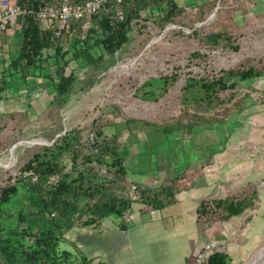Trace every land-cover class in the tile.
<instances>
[{
  "label": "rangeland",
  "instance_id": "obj_1",
  "mask_svg": "<svg viewBox=\"0 0 264 264\" xmlns=\"http://www.w3.org/2000/svg\"><path fill=\"white\" fill-rule=\"evenodd\" d=\"M177 1L192 16L205 2ZM200 23L195 25V29L202 27H198ZM171 25L175 27L164 36L165 30L159 33L154 26L142 34L132 33L130 42L112 56L104 54L101 49L95 50V57L103 55V61L90 73L88 68L83 69L77 62H70L67 71H77L79 81L61 100L52 84L42 79L45 70L22 66L9 68L8 65L19 57L21 32L16 25L6 32L0 31V81L4 77L6 81L17 77L21 84L13 83L14 93L22 94L27 101L39 106V111L32 112L28 103L24 102L22 109L27 112L30 109L28 114L2 115L0 108V159L5 160L0 163V191L16 183L20 170L42 147L52 146L66 131L90 127L96 120L107 136L127 135L120 152L128 167L139 160V165L157 170L161 161L167 160L169 165L189 162L192 165L188 169H201L205 165L201 159H210L226 148L233 168L231 174H236L231 175L232 182L236 180L240 185L247 187L250 184L253 188L237 189L238 184L232 183L225 185L229 189L225 194L229 197H253L257 188V193H262L260 196L264 197V184L261 187V180L264 181V77L246 82L228 80V83H238L237 87L216 94L212 103L199 86L203 80L217 79L222 71L240 65H255L264 59V0H236L231 8H227L218 28L231 30L235 43L240 46L238 52L210 50L198 38L191 37L192 30L189 28ZM90 26L89 23L84 24L81 34L76 29L74 40L80 39ZM180 29L187 36L171 32ZM64 42L68 48L73 43ZM195 52H200L202 56L193 58L191 55ZM50 70L54 71L55 67L51 66ZM172 75L179 77L167 94H164L161 83L152 89L142 87L152 79L162 81L163 77ZM188 83H197V86L185 91ZM154 97L159 100L153 102L151 99ZM44 103L49 106L45 107ZM114 103H119L120 110L112 107ZM69 113L72 118L68 123ZM33 140L45 141L47 145H34ZM134 144L142 154L133 156L130 145ZM166 154L171 161L165 157ZM259 160L263 161L262 164ZM65 162L70 168L69 159ZM6 208L13 222L19 214L27 215L34 210L29 206L22 187ZM259 211L258 218H254L260 223L248 233L261 231L260 239L264 243V208ZM4 218L1 217V221ZM252 218L248 217L246 222ZM253 243L251 239L248 245L253 248ZM64 247L61 242L59 250H64ZM263 259L264 245L246 264H260Z\"/></svg>",
  "mask_w": 264,
  "mask_h": 264
},
{
  "label": "trees",
  "instance_id": "obj_2",
  "mask_svg": "<svg viewBox=\"0 0 264 264\" xmlns=\"http://www.w3.org/2000/svg\"><path fill=\"white\" fill-rule=\"evenodd\" d=\"M7 1L27 11L15 24L22 37L20 54L9 68L22 66L45 70L42 79L52 84L60 100L69 95L79 81L77 71H67L70 62H77L83 69L88 68L87 72L90 73L103 61V55L95 57V50L101 49L104 54L112 56L130 42L132 33L142 34L151 26L162 33L169 25L178 24L192 30L191 37L198 38L210 50H240L231 30L218 28L227 8H231L236 0H205L194 16L177 0H123L118 5L124 14L122 20L101 13L89 20L74 23L80 34L83 33L84 24L89 23L91 26L80 39L71 43L68 50H65V40L57 38L54 29L44 30L36 19L39 10L56 6L58 0ZM81 1L85 0H74L75 3ZM218 5L216 20L208 26L195 29V25L206 21ZM171 32L181 37L187 36L181 29ZM191 56L199 58L202 54L195 52ZM51 66L55 67L52 72ZM178 77L165 76L162 81L152 79L142 87L149 86L152 89L161 83L164 94H167ZM263 77L264 59H260L255 65H240L222 71L217 79L203 80L199 86L209 103H212L216 94L237 87L238 83H228V80L246 82ZM197 83H188L184 90L197 86ZM151 100L157 102L159 98ZM113 108L120 110L115 105ZM91 134L94 135L92 140ZM118 140V135L107 136L96 120L90 127L66 131L52 146L42 147L23 166L14 185L0 191V221L5 216V220L0 222V259L5 264H77L73 254L60 251L59 245L65 232L78 224L82 215L92 216L83 225H94L110 216H125L135 202L144 204L147 210L162 209L173 204L180 186L193 180L199 172L197 169H188L190 175L172 179L160 190L137 187L135 194L131 195L128 192V169ZM67 159L70 168L65 162ZM103 170H107L109 175H102ZM19 187L23 188L29 206L34 210L27 215L19 214L16 222H13L6 207L19 194ZM253 201L254 197L243 195L203 201L198 207V219L202 222L229 220L245 213L253 206ZM23 224L26 226L22 227ZM228 262V255L217 251L206 264ZM82 263L92 264L86 260Z\"/></svg>",
  "mask_w": 264,
  "mask_h": 264
},
{
  "label": "crops",
  "instance_id": "obj_3",
  "mask_svg": "<svg viewBox=\"0 0 264 264\" xmlns=\"http://www.w3.org/2000/svg\"><path fill=\"white\" fill-rule=\"evenodd\" d=\"M14 82L21 84L17 77L10 81H6L4 77L0 81L2 115L22 112L28 114L30 109L32 112L39 111L37 104L27 101L22 94L14 93ZM24 102L30 107L28 112L22 109ZM43 105L49 106L45 103ZM114 105L118 106L119 103ZM68 117L69 123L72 118L70 113ZM114 135L116 134L111 136ZM126 137L127 135H119L120 148ZM193 145L192 142L191 149ZM130 150L133 156L142 154L135 144L132 147L130 145ZM165 157L171 161L167 154ZM200 161H204L205 165L201 169H195L199 172L193 180L180 186L173 204L159 210H147L144 204L135 202L127 212L128 218L110 216L94 225L76 224L65 232L61 241L65 245L62 251L73 254L77 264H83L84 260L92 264H195L196 255L209 243H216L219 251L228 255V264H246L264 245L263 239H260L261 231L255 232V235L248 233V230L255 229V224L260 223L254 217L264 208V197L260 196L262 193L258 194L255 188L252 195L253 206L242 215L224 221H200L197 213L203 201L229 197V194H225L229 192L225 185L233 183L238 184L237 189L253 188L250 184L246 187L236 180L232 182L231 175L236 174H231L233 168L228 160L226 148L219 150L210 159L203 158ZM133 162L134 167H128L124 162L128 169L127 181L129 186L135 185L144 190H160L168 185L170 180L190 175L189 162H184L186 166L180 163L169 165L167 160H162L157 170L139 165V160ZM259 162L262 164L263 161ZM263 184L264 181L261 180V187ZM248 217L253 218L246 222ZM251 239L254 240L253 248L248 245Z\"/></svg>",
  "mask_w": 264,
  "mask_h": 264
},
{
  "label": "built area",
  "instance_id": "obj_4",
  "mask_svg": "<svg viewBox=\"0 0 264 264\" xmlns=\"http://www.w3.org/2000/svg\"><path fill=\"white\" fill-rule=\"evenodd\" d=\"M58 1L59 3L56 6H48L39 10L36 13V19L44 30L54 29L56 37L65 41H74V36L77 33L76 28L73 26L74 23L89 20L101 13L118 20H122L124 17L123 11L118 8L123 0H85L79 3H75L74 0ZM26 13L27 11L20 6L13 5L7 0H0V31H7ZM65 50H68V47ZM90 138L92 140L94 135L91 134ZM102 175L108 176L109 174L107 170H103ZM136 190L137 186L135 185L128 187V192L131 195H134ZM89 218H92V216L82 215L78 224L83 225ZM125 218H128L127 213ZM217 251H219L218 245L209 243L196 255L195 264H206Z\"/></svg>",
  "mask_w": 264,
  "mask_h": 264
},
{
  "label": "water",
  "instance_id": "obj_5",
  "mask_svg": "<svg viewBox=\"0 0 264 264\" xmlns=\"http://www.w3.org/2000/svg\"><path fill=\"white\" fill-rule=\"evenodd\" d=\"M218 10H219V5L216 7V9L213 11V13L209 16V18H208L206 21H204V22L198 24V27L203 26V25L208 26V25L212 24V23L215 21L216 17H217V12H218ZM172 27H175V26H174V25H170L169 27H167V29H165V31L163 32V36H164V35L169 31V29L172 28ZM152 44H153V43L149 44L145 50H147ZM31 142H32L34 145H35V144L47 145V142H45V141H44V142H39L38 140H33V141H31ZM0 264H5V263L0 259Z\"/></svg>",
  "mask_w": 264,
  "mask_h": 264
},
{
  "label": "bare ground",
  "instance_id": "obj_6",
  "mask_svg": "<svg viewBox=\"0 0 264 264\" xmlns=\"http://www.w3.org/2000/svg\"><path fill=\"white\" fill-rule=\"evenodd\" d=\"M5 160L0 159V163L4 162ZM260 264H264V259L260 262Z\"/></svg>",
  "mask_w": 264,
  "mask_h": 264
}]
</instances>
